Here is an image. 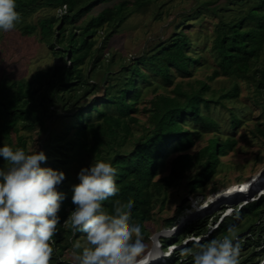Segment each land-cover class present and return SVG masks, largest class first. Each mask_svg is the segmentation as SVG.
<instances>
[{
	"label": "trees",
	"instance_id": "trees-1",
	"mask_svg": "<svg viewBox=\"0 0 264 264\" xmlns=\"http://www.w3.org/2000/svg\"><path fill=\"white\" fill-rule=\"evenodd\" d=\"M109 1L0 0V29L7 24L20 27L23 33L39 28L44 41L63 60L28 78H0L1 245L3 224L11 222L13 214L24 220L19 242L0 264H73L64 257L87 224L91 225L88 234L106 226V236L93 249L81 250L80 258L94 251L100 254L93 264H117L114 256L124 247L122 242L148 233L145 222L152 219L155 202L160 200L163 207L167 189L186 170L200 164L190 191L203 189L219 172L221 156L234 150L238 138L234 134L222 137L220 119L211 112L213 104L225 105V100L240 96L239 77L251 80L259 90L264 88V0H230L232 4L200 0L193 17L207 10L218 15L208 45L216 66L208 78L226 75L232 79L229 87L217 97H207L211 89L207 80H197L199 86L190 90L175 80L174 69L191 76L207 59L194 48L182 21L168 38L118 69L110 67L113 56L104 62V93L100 101L94 98L83 108L77 101L98 88L88 78L84 62L92 59L90 71L98 63L102 66L104 49L128 17L130 4L149 3L123 0L91 14ZM42 7L60 8V12L42 16L36 23L26 22ZM174 83L172 92L166 91L164 87ZM160 87L164 91L158 92ZM147 88L155 92L150 105L142 108L149 113L148 126L135 136L134 124L139 121ZM59 108L74 111L56 129L47 124V117ZM229 112L231 127L240 126L243 114ZM37 127L46 135L32 178L25 183V187L33 186L32 203L19 202L10 208L4 201L6 190L15 185L14 173L29 149V135L23 131ZM205 129L214 134L192 154L190 149ZM129 143L131 147H126ZM88 154L106 166L89 164L87 176L72 178V162ZM168 163L169 174L161 176ZM250 194L251 199L224 203L218 213L187 218L173 233L162 235L160 243L166 253L150 264H264V192ZM185 208L180 206L179 213ZM74 210L83 215L79 223H74Z\"/></svg>",
	"mask_w": 264,
	"mask_h": 264
},
{
	"label": "rangeland",
	"instance_id": "rangeland-1",
	"mask_svg": "<svg viewBox=\"0 0 264 264\" xmlns=\"http://www.w3.org/2000/svg\"><path fill=\"white\" fill-rule=\"evenodd\" d=\"M120 1L123 0H111L101 3L91 11V14H96L104 7L111 6ZM129 1L132 2L134 0ZM199 1L149 0V3L141 7L133 3L130 4L128 17L113 33L104 49L101 59L102 66L98 63L90 71L92 59L88 58L84 62L83 66L86 72H89L88 78L92 83L97 84L98 88L96 92L80 97L77 104L85 108L94 98H97L96 101H100L105 85L102 81V75L106 68V63L104 62L109 60V58L113 56L110 67L113 70L118 69L122 63H127L139 56L154 43L168 38L170 34L177 30L179 25L183 24L182 21L185 22L183 29L193 38L194 48L201 50L207 59H202L201 64L193 69V75L191 76L174 69L175 80L182 82L183 88L188 90L192 89L194 85L199 86V83L196 82L197 80H207L211 85L210 91L206 93L207 97L212 95L217 97L223 88L229 87L232 84V79L226 75H221L213 80L208 78L216 66L208 45L211 44V32L213 31L214 22L218 19V15L214 14L212 10H207L198 14L197 17H193L196 14L194 7ZM216 2L231 3L230 0H217ZM59 12L60 8L42 7L28 16L26 22L36 23L42 16L58 14ZM221 12V10L218 11V13ZM0 33H2L0 38V78H28L40 68L63 62L54 53L55 49H52L44 41L39 28L32 33H23L20 27L7 24L1 27ZM262 58L264 60V55ZM153 78H157L161 83L164 81L158 76H154ZM238 80H240L242 85L240 96L236 99L225 100V105L213 104L211 108V112L218 115L220 119L219 126L222 137L234 134L238 138V143L234 150L230 151L227 155L221 156L219 172L215 174L213 179L203 189L190 191L191 179L199 169L200 164L197 163L186 170L178 182L167 189V199L163 207V203L160 200L159 202H155L152 208V219L145 222L148 233L141 232L139 238L135 241L122 242L124 247L114 256L118 262L117 264H130L137 260H145L147 255H153L155 251L152 248L154 237L157 233L164 230L176 229L187 218H195L206 213H218L221 210V205L224 203H238L239 198L237 194L234 196H232L233 194L229 195L226 198L227 202L223 201V198L218 197L220 195L218 193L229 190L234 182L236 184H243L247 180V183H251L256 179L259 185L257 186L256 184L255 186L252 184V188L254 186L258 187L256 194L264 191V134L261 131V129L264 130V88L262 87L259 90L254 82L242 77H239ZM174 86L175 83L169 84L164 88L166 91L172 92ZM162 91L164 89L160 87L158 92ZM154 94L155 92L152 88H147L143 100L140 102L141 111L137 114L139 121L134 124L135 136H139L143 132L144 126H148L149 113L145 112L142 108L145 105H150L149 100ZM229 109L243 114V122L240 126L236 128L231 127ZM51 110H53V106ZM72 111L74 110L65 108L56 109L55 112L51 111V115L47 117V124L52 128H61L64 126V121L67 118L65 115ZM258 128L260 129L258 130ZM23 132L29 135V149L22 156L23 165L17 168L14 173V177H17L15 185L6 190L4 201L10 208H14L19 202H22L23 205L32 203L33 186L25 187V183L29 182L32 178V169L37 162L42 148V141L46 135L45 131L39 130L38 127L34 130ZM213 134L214 131L212 129L203 130L201 136L197 139L195 147L190 149V152L195 154L208 142V138ZM131 145L129 143L126 147H131ZM173 155H175V152L171 154V157ZM96 163V166L99 163L102 166H106V162L95 157L92 158L89 154L83 158L75 159L70 169L73 173L72 178L82 180V177L87 176L88 171H86V167ZM169 171L170 164L168 163L162 170L161 176L169 174ZM252 188H250V191ZM252 197V194H247L244 198L251 199ZM180 206L186 208L179 213ZM228 210L226 209L225 212H228ZM12 218L11 222L7 221L2 226L3 231H1L3 232L2 235L5 242L2 241L3 246L0 244V255L5 251L9 242H13L17 238L20 240L21 237L20 225H23L24 218L22 219L23 221H20V218L18 216L15 217V214L12 215ZM248 221L246 220L243 226L247 225ZM90 227V224L82 227L83 232L76 241L75 246L72 244L64 257L68 258L73 264H93L100 254V252L90 251L82 259L79 256L81 250L93 249L94 245L106 236V226L95 228L91 234H88L87 232ZM160 237H157L156 243L158 240L160 242ZM165 253H162L163 256ZM6 255L2 259L8 258L11 253Z\"/></svg>",
	"mask_w": 264,
	"mask_h": 264
},
{
	"label": "bare ground",
	"instance_id": "bare-ground-1",
	"mask_svg": "<svg viewBox=\"0 0 264 264\" xmlns=\"http://www.w3.org/2000/svg\"><path fill=\"white\" fill-rule=\"evenodd\" d=\"M240 182H243V181H240ZM252 184H254L255 186H256V184H257V180L255 179V181H252L251 183H247V180H246V182L244 181L243 182V184H236L235 182L234 183H232V186L229 188V190H224V191H222L221 193H218V194H220L218 197H221V198H223V201H226L227 199V197L229 196V195H232V196H234V195H236L237 194V197L238 198H242V197H245L247 194H250L249 192H254V191H258V187L256 188L255 186H254V188H252L253 186H252ZM249 185H250V187H249ZM259 184H257V186H258ZM262 187V186H261ZM250 188H252L251 189V191H250ZM232 191V192H231ZM225 197V198H224ZM246 199V198H245ZM233 204V203H232ZM157 237H159L157 234L155 235V239H154V245H153V248L152 249H154V251H155V253L152 255V254H150V255H147L146 257H145V260L146 259H152V258H154L158 253H159V250H160V248H159V246H158V242L156 243V239H157ZM10 243H12V242H9V244L8 245H10ZM160 243V242H159ZM144 262V259H141V260H137V261H135V262H132V263H130V264H142Z\"/></svg>",
	"mask_w": 264,
	"mask_h": 264
},
{
	"label": "water",
	"instance_id": "water-1",
	"mask_svg": "<svg viewBox=\"0 0 264 264\" xmlns=\"http://www.w3.org/2000/svg\"><path fill=\"white\" fill-rule=\"evenodd\" d=\"M164 233L163 232H160V233H157L158 236H161L163 235ZM20 237V236H19ZM19 238H17L15 241H13L12 243H10V245H8L6 248H5V251L3 253H1L0 255V261L3 257H5L6 254H10L12 252V250L14 249L16 243L18 242ZM160 250H159V253L152 259H146L144 260V262L142 264H150L152 262H155V261H158L161 257H162V249L159 245V243H157ZM7 257V255H6Z\"/></svg>",
	"mask_w": 264,
	"mask_h": 264
},
{
	"label": "built area",
	"instance_id": "built-area-1",
	"mask_svg": "<svg viewBox=\"0 0 264 264\" xmlns=\"http://www.w3.org/2000/svg\"><path fill=\"white\" fill-rule=\"evenodd\" d=\"M262 192H264V191H262ZM72 216H73V219H74V223H79V222H81L83 220V215L77 210L73 211ZM220 253H223V251L220 252Z\"/></svg>",
	"mask_w": 264,
	"mask_h": 264
},
{
	"label": "clouds",
	"instance_id": "clouds-1",
	"mask_svg": "<svg viewBox=\"0 0 264 264\" xmlns=\"http://www.w3.org/2000/svg\"><path fill=\"white\" fill-rule=\"evenodd\" d=\"M174 230H175V229L164 230V231H163V233H164L163 235H164V236H168V235H170L171 233H173ZM165 232H166V233H165ZM161 236H162V235H161ZM158 241H159V240H158ZM160 247H161V244H160ZM161 249H162V253H163V252H164V251H163V248L161 247ZM162 256H163V254H162Z\"/></svg>",
	"mask_w": 264,
	"mask_h": 264
}]
</instances>
